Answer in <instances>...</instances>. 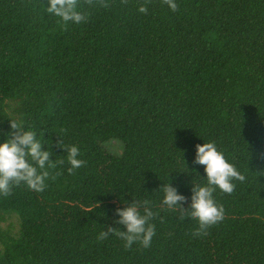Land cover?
<instances>
[{"label":"trees","instance_id":"obj_1","mask_svg":"<svg viewBox=\"0 0 264 264\" xmlns=\"http://www.w3.org/2000/svg\"><path fill=\"white\" fill-rule=\"evenodd\" d=\"M76 2L85 19L65 24L46 0H0V132L23 121L57 161L43 191L0 195L18 227H0V264H264V0ZM57 140L79 148L72 173ZM202 140L244 177L213 191L224 215L205 228L159 189L205 182L180 173L203 175ZM131 199L154 213L148 247L99 237Z\"/></svg>","mask_w":264,"mask_h":264},{"label":"clouds","instance_id":"obj_2","mask_svg":"<svg viewBox=\"0 0 264 264\" xmlns=\"http://www.w3.org/2000/svg\"><path fill=\"white\" fill-rule=\"evenodd\" d=\"M167 6L173 11L177 7L175 0H167ZM139 11L144 12L146 9L141 6ZM45 12L58 17L65 24H78L85 19V15L78 10L76 0H46ZM0 136L3 137L0 140V195L8 194L14 185L20 183L35 192L43 191L48 177L47 169L57 162L50 159L54 155L52 142L43 143L35 129L15 119L9 120V129L0 132ZM55 146L62 149V153H66L68 173H72L84 163L79 158V148L76 145L59 146L57 140ZM194 148L192 164L203 166V175L198 174L196 169L190 170L185 159L183 161L186 171L180 173H195L205 182H190V195L187 197L170 181L163 183L159 189L163 205L178 213H187L190 218L196 220L200 228H205L222 220L224 215L223 206L214 201L213 191L219 189L231 193L234 189L233 181L243 180L244 177L234 164L226 159L224 152L214 141L197 143ZM125 201L121 203L123 206L114 209L115 218L111 224L105 225V231L100 232L99 237L113 233L124 241L126 247L136 241L148 247L155 231L154 225L149 222L154 213L147 206L146 200L139 203L133 199Z\"/></svg>","mask_w":264,"mask_h":264},{"label":"rangeland","instance_id":"obj_3","mask_svg":"<svg viewBox=\"0 0 264 264\" xmlns=\"http://www.w3.org/2000/svg\"><path fill=\"white\" fill-rule=\"evenodd\" d=\"M104 148L113 154H118V153H120L121 145L117 142L111 141V142L105 144ZM9 224L12 225L13 231L15 232L18 227H17L16 220L14 218H11L7 221L0 222V227H6Z\"/></svg>","mask_w":264,"mask_h":264}]
</instances>
